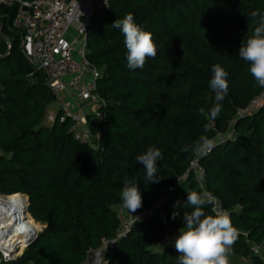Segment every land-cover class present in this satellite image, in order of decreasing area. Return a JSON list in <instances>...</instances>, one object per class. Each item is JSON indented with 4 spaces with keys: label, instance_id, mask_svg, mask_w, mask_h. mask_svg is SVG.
Returning a JSON list of instances; mask_svg holds the SVG:
<instances>
[{
    "label": "trees",
    "instance_id": "16d2710c",
    "mask_svg": "<svg viewBox=\"0 0 264 264\" xmlns=\"http://www.w3.org/2000/svg\"><path fill=\"white\" fill-rule=\"evenodd\" d=\"M16 10L17 4L0 6V194L25 195L30 218L43 228L20 256L0 264H79L104 241L102 264H178L175 239L161 246L160 239L184 226V213L193 211L187 195L205 191L215 197L205 214L217 216L216 204L238 229L229 259L264 264V250H250L264 244V102L238 114L264 91L239 57L259 20L252 14L264 15V0H108L95 9L86 57L100 69L96 92L105 104L100 122L87 117L88 142L73 137L60 108L44 124L56 96L20 50L11 26ZM129 13L158 46L142 69L127 67L123 34L111 27ZM217 64L229 73V87L212 119L217 102L209 81ZM201 136L214 140L210 153L182 151ZM149 147L159 148L163 160L157 161L159 182L146 185L136 157ZM194 158L204 170V190L190 170L182 179L186 189L170 194ZM125 180L141 189L137 211L159 205L120 235L116 207Z\"/></svg>",
    "mask_w": 264,
    "mask_h": 264
},
{
    "label": "built area",
    "instance_id": "2783aa9c",
    "mask_svg": "<svg viewBox=\"0 0 264 264\" xmlns=\"http://www.w3.org/2000/svg\"><path fill=\"white\" fill-rule=\"evenodd\" d=\"M13 4H17V10L12 17L11 26L19 32L21 52L35 69L42 72L48 88L68 100L70 105L66 104L65 99L61 101L60 120L69 117V131L73 137L80 142H88L90 133L86 124L87 117L100 122L101 107L105 100L96 92V80L101 76L100 69L86 57V29L94 10L106 8L108 0H0V6ZM21 6H26L28 10L22 11ZM78 7L83 13L82 16L78 13ZM263 97L264 91L238 114L250 113L254 107L260 105L259 101ZM69 106L71 107L68 108ZM196 167L202 168L197 163V158H194L179 179H184L190 170L195 173ZM194 176L198 179V173ZM16 194L18 197L15 200L2 199L0 204V261L16 258L21 245V252L23 251L27 240L22 242L21 237L36 235V231L24 228V221L30 219L26 196ZM0 197L8 195L0 194ZM158 205L159 202H155L151 207L130 214L140 219L157 212ZM213 208L218 215L225 213L219 207L216 209V204ZM135 220L130 216L127 222L121 223L120 219L118 234L127 232ZM175 236H179L177 231L166 230L160 243L171 242ZM250 250L253 254L260 255L264 244H253Z\"/></svg>",
    "mask_w": 264,
    "mask_h": 264
},
{
    "label": "clouds",
    "instance_id": "9594fccd",
    "mask_svg": "<svg viewBox=\"0 0 264 264\" xmlns=\"http://www.w3.org/2000/svg\"><path fill=\"white\" fill-rule=\"evenodd\" d=\"M78 13L83 15L78 7ZM259 15L252 35L241 44L239 57L250 63L249 72L261 88H264V15L254 12L253 17ZM118 29L124 37L127 49V67L131 70L142 69L147 59H155L158 46L153 39V34L143 30L134 22L131 13L122 19H117L111 25ZM209 87L215 93L216 104L210 110V118H217L222 109L221 103L228 95L229 73L219 64L213 66ZM204 114V108L200 110ZM215 142L207 136H201L199 141L192 146H184L182 151L192 150L198 154H208L215 147ZM138 163L145 166L146 175L143 178L145 184H155L160 177L157 173V161L163 160V154L157 147H149L146 152L136 157ZM122 206L127 209L129 215L136 220L139 218L130 213L136 212L142 206L141 189L138 183L125 180L120 194ZM215 200L212 193L205 191L198 194L192 192L187 195V203L193 211H186L183 215L184 226L179 230V236L175 240V248L180 253L178 264H229V258L233 252V246L238 238L231 218L227 214L211 216L206 215L204 206ZM178 213H174L175 218ZM105 264L107 262L105 261Z\"/></svg>",
    "mask_w": 264,
    "mask_h": 264
},
{
    "label": "rangeland",
    "instance_id": "374dc122",
    "mask_svg": "<svg viewBox=\"0 0 264 264\" xmlns=\"http://www.w3.org/2000/svg\"><path fill=\"white\" fill-rule=\"evenodd\" d=\"M55 95H56V101L54 103H51L47 107L46 112H45L44 124H46V125H50L51 122L53 121L56 113L58 112V109L61 106V101L63 99H65L66 104L70 105L68 100L65 97H63V95H61V94H55ZM263 102H264V97L259 101L260 105ZM70 107L71 106H69L68 108H70ZM72 110L74 111L75 108H72ZM86 124L89 126L88 121H86ZM227 134L229 136L232 135V124L228 127ZM221 138H222V134H218L214 140L218 141ZM196 169H197V167H196ZM196 169H194V170H196ZM203 172H204L203 168H200V169H197L195 171V173L194 172L193 173L194 174L198 173V179H196V181L199 183V186L204 190ZM184 181L185 180H182V181L180 180V181L176 182L172 186V188L170 189V191H169L170 194L175 193V192L181 193L182 191H184L186 189V183ZM11 196H15V195H10V197ZM217 208L218 207L216 205V209ZM116 210L120 216L121 223L127 222L129 220V217H130L129 212L127 210H125V208L123 206L122 207H116ZM223 214H225V213H223ZM30 220H31V218H30ZM31 221L35 224L36 233L41 231V229L43 228V224L37 223V222H36L37 223L36 224L33 220H31ZM177 233L179 234V232H177ZM176 238H178V236H175L174 239L176 240ZM106 244H107V241H104L102 243V245L100 246V248L94 249V250H89L87 252L86 256L84 257V259L79 264H102L101 256H102L103 248L105 247ZM159 244L161 246V244H163V243H159ZM157 249H158V247H157ZM20 254H18L17 257L20 256ZM246 262H247V259L241 258V257L237 258V259H229V264H231V263H233V264H246Z\"/></svg>",
    "mask_w": 264,
    "mask_h": 264
},
{
    "label": "bare ground",
    "instance_id": "6f19581e",
    "mask_svg": "<svg viewBox=\"0 0 264 264\" xmlns=\"http://www.w3.org/2000/svg\"><path fill=\"white\" fill-rule=\"evenodd\" d=\"M18 197L17 194H15V196H8V197H0V204H1V200L4 199V200H15V198ZM26 223V226H24V228H27L29 230H32L35 232V224L30 220V219H27V221H24ZM19 225H22L20 222H19ZM29 235L28 236H24V237H21V241H26L28 239ZM22 246V245H21ZM21 246L20 248L17 250V253L16 254H19V252H21Z\"/></svg>",
    "mask_w": 264,
    "mask_h": 264
},
{
    "label": "water",
    "instance_id": "95a60500",
    "mask_svg": "<svg viewBox=\"0 0 264 264\" xmlns=\"http://www.w3.org/2000/svg\"><path fill=\"white\" fill-rule=\"evenodd\" d=\"M21 10L22 11H27L28 8L26 6H21ZM35 236L33 237H28L27 241H26V245L34 238Z\"/></svg>",
    "mask_w": 264,
    "mask_h": 264
}]
</instances>
